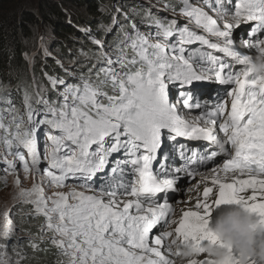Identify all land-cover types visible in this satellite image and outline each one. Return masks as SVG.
<instances>
[{
	"label": "snow or ice",
	"instance_id": "6c2138e0",
	"mask_svg": "<svg viewBox=\"0 0 264 264\" xmlns=\"http://www.w3.org/2000/svg\"><path fill=\"white\" fill-rule=\"evenodd\" d=\"M179 3L180 15L189 18V25L177 27L176 19L165 21L149 11L141 23L155 25V34L142 32L127 13V25L116 16L108 24L100 21L97 29L103 35L119 25L122 38L114 48L90 27H79L98 46V54L81 49L70 60L95 61L80 73L77 83L43 72L45 84L34 72L36 53H24L31 82L17 86L23 90V112L3 95L8 85L0 82V101L6 105L0 108L4 181L7 175L15 176L18 192L13 199L31 205L30 215L44 218L39 231L29 235L33 253L42 250L47 236L63 258L57 264H176L185 250L192 253L186 264H241L242 253L213 226V213L222 206L250 217L257 253L264 244V74L252 71L256 57L238 50L233 36L241 24L255 22L251 39L243 46L264 53V39L257 35L264 34V0H216L218 19L191 0ZM204 3L213 7L210 0ZM172 10L175 13V7ZM192 24L215 41L190 30ZM174 34L176 42L169 43ZM196 41L231 57L240 67L234 70L232 64L200 49L185 55L184 46ZM38 47L45 57L51 55L43 36ZM195 57L206 63L194 66ZM56 63L66 76L76 78L61 60ZM197 82L230 90L224 88V95L218 94L209 108L201 103L205 90ZM49 86L57 99L47 98ZM180 137L208 140L215 149L186 156V145L179 144L185 163L173 168L168 161L177 145L165 148V141ZM121 151L125 159H117L111 171L119 170L123 177L121 166L131 165L127 177H112L98 187L89 183L107 166L108 158ZM42 155L47 162L43 169ZM217 157L222 163H216ZM17 161L25 179L32 178L31 188L22 187ZM157 161L159 170L154 171ZM210 162L215 166L206 169L208 174L199 170ZM70 177L79 184L69 187ZM182 178L194 181L187 188L194 196L178 201L184 207L177 215L173 207L177 201L170 202V194L183 195ZM46 187L55 190L48 194ZM64 188L68 191L60 190ZM12 216L11 208L2 214L0 241L16 232ZM207 246L221 250L223 259L212 257ZM5 249L0 243V264H22L27 258L14 250L13 262ZM247 264L261 261L258 255L249 256Z\"/></svg>",
	"mask_w": 264,
	"mask_h": 264
},
{
	"label": "trees",
	"instance_id": "16d2710c",
	"mask_svg": "<svg viewBox=\"0 0 264 264\" xmlns=\"http://www.w3.org/2000/svg\"><path fill=\"white\" fill-rule=\"evenodd\" d=\"M74 4L80 8L78 9L80 12L67 15L65 9L73 7ZM101 7L104 9L103 12L99 10ZM130 11L127 5L124 6L121 1L116 0H0V82L8 85L3 95L7 98L14 95L13 101L19 100L23 90L22 87L18 90L17 86L31 82V71L24 59V53L29 55L36 53L34 72L45 84L47 81L43 72L61 76L60 67L53 64V60L49 63L48 56L43 58L45 61L37 59L42 55L36 46L38 40L36 30L40 25L50 30L47 29L50 32L48 43H52L56 56L71 60L81 49L98 53V46L92 44L88 36L78 30L79 27H90L97 38L102 37L108 45H116L122 38L119 25L114 26L107 35H103L97 29V24L100 21L108 24L112 17L116 16L120 24L127 25L124 13L131 14ZM69 19L71 23L68 22ZM133 19L137 21L139 18L135 14L131 16L130 21ZM129 30L131 31L127 28V31ZM77 62L79 66H75V70L79 77L80 73L86 72L87 67L95 61H85L83 57H79ZM63 77L66 80L69 78L66 75ZM52 92L49 86L46 96L50 100L54 99L51 96Z\"/></svg>",
	"mask_w": 264,
	"mask_h": 264
},
{
	"label": "rangeland",
	"instance_id": "374dc122",
	"mask_svg": "<svg viewBox=\"0 0 264 264\" xmlns=\"http://www.w3.org/2000/svg\"><path fill=\"white\" fill-rule=\"evenodd\" d=\"M116 1H121L124 6L127 5L128 8L131 9V11H130L131 14H137L138 15L139 20L135 21V23L140 28V30L142 32H145V33L155 34V32H156L155 25L148 24L147 22L141 23V21L145 19V14L149 11H150L152 17H157V18H160V19L165 20V21L171 20V19H176L177 20V27H184L186 25H189V18L182 17L180 15L181 4L179 3V0H116ZM203 1L204 0H191V2L193 4H195L198 7L203 8L213 18L218 19L217 12L215 11V7H217V5L214 4V2H213V4H212L213 7L210 8L209 6L207 7V5ZM26 5H28L30 7L29 4H26ZM135 5H137V7H135ZM76 6L77 5L74 4L73 7L65 9L66 14L67 15L72 14V13L75 14V12H77V11L80 12V10H78L80 8H78ZM66 7H67V5H66ZM173 7H175V13H173V10H172ZM127 14H128V17L131 15L129 13H127ZM243 24H241L238 28L234 29L233 35L239 36L242 34L243 31H242L241 26ZM47 29L48 28H45L44 26L40 25L36 30V32H37L36 39L38 38L36 46L42 52L41 58H37V59H41L42 61H45V59H43L45 57L43 54V49H40L38 47L39 37L43 36L45 47L50 48L47 50L49 53H51V55L48 56L49 57L48 62L50 60H53V64L57 65L56 60L59 59L64 63L65 68H68L69 71L74 72L75 75H77V71L75 70V66H79L78 62H76L75 64H72V63H70V60L61 59L60 57L56 56L54 47H52V43L51 42L48 43V38L50 37V32H49L50 30L48 29L49 30L48 31ZM190 30L195 31L196 33H202L204 35H210V34L204 32V30L202 28H196L194 24L190 25ZM92 32H94V31H92ZM174 35H177V34H174ZM168 41H169V39H168ZM169 43H170V41H169ZM111 46L113 48L115 47V45H111ZM60 69H61V71L59 72V75H61V76L66 75L64 70L62 68H60ZM67 77H69L68 80H66V82H68V83L72 82L73 79L74 80L77 79V76H76V78L71 77V76H67ZM69 80H72V81H69ZM76 82H78V79L76 80ZM60 90H62V88ZM194 113H196V112H193L192 114H194ZM200 148H202V146ZM176 158H177L178 162H180V164L183 163L181 160L182 158L179 155H176ZM214 166L215 165H212L211 167H214ZM4 167H5V165L3 164L2 161H0V224L3 223L2 214L7 209L11 208L13 210L12 218H13L15 224L17 225V228H16V232L14 235L10 236L7 240L0 241V243H4L6 245L5 250L7 251L8 256L12 259L13 262L16 259V256L14 254V250H16V251H20V252H23L26 254L27 258L22 261V264H57V261L60 259H63V258L59 257L57 255V250L49 243L47 236L45 237L44 242L41 243V249H42L41 251L33 253L32 249L29 247V243H28L29 242V235L35 234L39 231V226L44 222V218L30 215L29 213L31 211V207H32L31 205L21 204L18 200L13 199V197L18 192V189L14 187L15 176L7 175V181L5 184V181H4L5 173L3 171ZM16 167H17V174L20 176L21 181H22V187L23 188H31L32 182H33L32 178L28 177L27 179H25V174H24L22 168H20L17 165V163H16ZM205 174H208L207 171L205 172ZM119 176H121V173L115 174V177L118 179H119ZM122 178H125V177H122ZM191 183H192V180L190 178L184 179L181 182V185L184 189L183 195L181 194L180 191H177L173 194L176 197L174 199V201H177L173 204H176L177 207L184 206L183 204L179 203L178 201L189 196V192L187 191V188L189 186H191ZM68 186L71 187L74 185L69 184ZM53 190H55V189H47V187H46V191L48 192V194H50L51 191H53ZM64 190L68 191V188H64L61 191H64ZM78 190H83V189H78ZM219 211L218 212L215 211L213 213V220H212L213 224H216L220 220V218L224 215L223 214L224 210H222L223 212L221 210H219ZM214 214H215V216H214ZM25 230H30V232L25 231Z\"/></svg>",
	"mask_w": 264,
	"mask_h": 264
},
{
	"label": "clouds",
	"instance_id": "9594fccd",
	"mask_svg": "<svg viewBox=\"0 0 264 264\" xmlns=\"http://www.w3.org/2000/svg\"><path fill=\"white\" fill-rule=\"evenodd\" d=\"M252 71L256 74H264V53H258L252 66ZM251 223L250 217L246 216L242 211L228 209L226 214L214 225V228L218 235L227 242L234 244L242 253L241 264H247L248 257L256 255H258L261 264H264V244L260 246V250L257 253L254 247ZM205 251L217 260H221L224 257V253L221 250L211 246H207ZM191 256L192 253L189 250L183 251L181 258L176 261V264H186V258Z\"/></svg>",
	"mask_w": 264,
	"mask_h": 264
},
{
	"label": "bare ground",
	"instance_id": "6f19581e",
	"mask_svg": "<svg viewBox=\"0 0 264 264\" xmlns=\"http://www.w3.org/2000/svg\"><path fill=\"white\" fill-rule=\"evenodd\" d=\"M243 41L244 40H242V41H240L239 42V45H241L242 46V48H244V46H243ZM241 43V44H240ZM239 49H241V48H239ZM245 49V48H244ZM253 52H255V50H253ZM251 53V52H250ZM252 54V53H251ZM256 55H258L257 53H255V56ZM209 143H210V141H209ZM215 149V146H212V145H208V144H204V145H202V148H200V150H199V153H210L211 151H213ZM179 150V151H178ZM178 150H176V152H181V149L178 147ZM184 152H185V155L186 156H189V152L186 150L185 151V149H184ZM179 156H180V154H178ZM181 157V156H180ZM175 160H173V164H176V162H178V160H177V158H176V155H175ZM182 160V162H184V159H181ZM221 159H216V161L218 162V161H220ZM210 164H213V163H208L207 165H205V166H202V167H200V169H202V168H205L206 166H208V165H210ZM119 178H122L121 176H119ZM62 190V189H61ZM65 191V190H64ZM189 196H194V193H190L189 192ZM176 197L173 195L172 197L170 196V202H172V201H174V199H175ZM179 205V204H178ZM173 207L175 208V210H176V213H177V215L179 214V212H180V210L184 207V206H181V207H177V205L176 204H173ZM228 209H230L229 207H226V206H222V207H220V208H218V209H216V211L218 212L219 210H224V212L226 213V211L228 210ZM220 212V211H219ZM223 212V211H222ZM221 212V213H222ZM223 212V214H225ZM220 215V214H219ZM214 216H215V214H214ZM217 217V216H216ZM215 224H213V226H214Z\"/></svg>",
	"mask_w": 264,
	"mask_h": 264
}]
</instances>
